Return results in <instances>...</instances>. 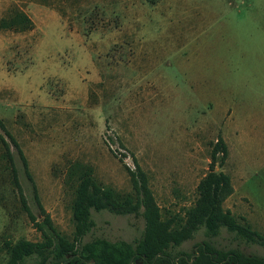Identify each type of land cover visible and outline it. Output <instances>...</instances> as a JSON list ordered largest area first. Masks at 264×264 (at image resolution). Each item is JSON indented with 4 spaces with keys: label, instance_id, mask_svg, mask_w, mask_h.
Returning a JSON list of instances; mask_svg holds the SVG:
<instances>
[{
    "label": "rangeland",
    "instance_id": "1",
    "mask_svg": "<svg viewBox=\"0 0 264 264\" xmlns=\"http://www.w3.org/2000/svg\"><path fill=\"white\" fill-rule=\"evenodd\" d=\"M23 10L30 30L0 29V117L27 204L42 219L34 184L54 225L73 238L75 163L103 186L133 191L126 169L143 168L164 218L184 217L208 172L219 137L234 192L224 201L238 221L264 234V0H0V19ZM2 132V131H1ZM0 143V264L4 241H40ZM123 159V160H122ZM84 237L132 241L141 215L92 211ZM264 253L221 228L198 244ZM31 261L29 260L28 263Z\"/></svg>",
    "mask_w": 264,
    "mask_h": 264
},
{
    "label": "trees",
    "instance_id": "2",
    "mask_svg": "<svg viewBox=\"0 0 264 264\" xmlns=\"http://www.w3.org/2000/svg\"><path fill=\"white\" fill-rule=\"evenodd\" d=\"M33 26L32 19L19 8H14L11 15L0 19V29L26 31ZM0 143L23 207L42 234L40 241L5 240L3 247L8 254L5 264H264V253L246 255L238 249L223 251L206 241L198 244V249L192 254L179 249L201 228H205L209 236H215L221 228H226L247 242L264 246V234L254 230L250 224L238 221L233 212L224 207V201L234 192V186L231 176L217 169V165L225 164L229 154L223 137H219L212 147L209 170L197 184L198 197L194 205L186 210L184 217L173 215L164 218L149 185L148 175L138 164L135 169L125 165L133 191L122 194L97 182L88 167L75 163L68 170L70 178L79 179L72 206L75 222L73 238L64 235L54 225L41 203L35 184L34 196L42 219L30 210L11 146L16 148L28 178L33 181L29 163L21 145L1 117ZM104 209L120 214L141 215L145 221L141 236L132 241H113L100 236L84 241L96 224L92 211Z\"/></svg>",
    "mask_w": 264,
    "mask_h": 264
}]
</instances>
